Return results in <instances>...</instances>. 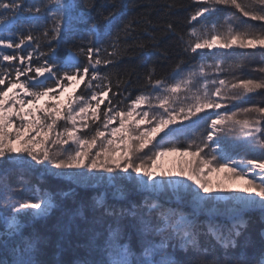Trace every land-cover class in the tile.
<instances>
[{
	"label": "snow or ice",
	"instance_id": "obj_1",
	"mask_svg": "<svg viewBox=\"0 0 264 264\" xmlns=\"http://www.w3.org/2000/svg\"><path fill=\"white\" fill-rule=\"evenodd\" d=\"M178 6L163 0L159 9L164 16ZM104 7L96 8L95 0L83 6L80 0H0V49L12 50L0 51V264H50L40 258L44 252L59 257L74 248L85 255L54 264H182L178 251L197 254L189 264H264V233L255 257L236 251L246 214L259 210L264 218V76L224 75L251 53L208 57L198 51L235 45L264 55V0H191L185 32L177 33L171 22L160 27L177 34L182 51L200 61L189 66L180 59L166 74L149 69L135 94L120 60L133 47L130 37L135 47H147L133 36L138 29L155 45L151 29L159 18H151L149 4L141 20L113 35L109 26L123 0H111L107 14ZM225 9L222 21H201ZM92 10L105 21L106 47L97 46L99 21ZM81 25L88 39L80 36ZM78 37L79 46L58 57L59 45ZM253 70L264 73V61ZM74 84L83 89L61 101ZM255 97L248 107L234 103ZM233 145L253 155L237 159ZM174 152L191 159L176 171L153 170ZM36 165L77 186L106 182L119 199H126V189L118 182H131L140 202L109 204L100 192L88 205L65 208L57 195L71 198L75 189L57 194L33 184L28 172ZM221 172L214 186L209 177ZM161 192L167 194L163 202L154 195ZM58 207L55 238L36 230L35 222ZM209 247L223 259L201 258Z\"/></svg>",
	"mask_w": 264,
	"mask_h": 264
},
{
	"label": "trees",
	"instance_id": "obj_2",
	"mask_svg": "<svg viewBox=\"0 0 264 264\" xmlns=\"http://www.w3.org/2000/svg\"><path fill=\"white\" fill-rule=\"evenodd\" d=\"M27 2V0H26ZM163 2V0H123L124 7L118 9V15L116 19H114L113 24L109 26V30L113 35L118 32L120 29L124 27L126 23L129 21H139L148 11V5L151 4L154 8L151 10V18L156 21L159 18L158 26L151 29L154 36L156 37L155 45L150 43V37L144 34L140 29L137 30L136 33H133V36H138L140 39L144 40L147 43V47L145 49H139L134 46V40L130 37L128 38V43L132 44L133 47L129 49L128 54L124 55L120 60V69L121 71H127L131 75L132 80V88L131 91L133 94L140 91L139 84L143 82L144 74L149 71L151 68H156L158 74H166L170 73L174 67V65L180 60L183 59L185 65H191L194 63H198L201 59L199 55L195 56V59L192 56L185 54L182 51V45L179 42L178 35L172 33H166L163 31L160 25L165 22H171L175 25L177 33L185 32L190 26L186 23V17L189 11V5L191 0H176V3L180 6L175 8L171 14L169 15H161V10L159 9V5ZM81 6H83L84 0H80ZM96 8H101V5H105L102 11L107 14V11L111 10V0H95ZM194 7V5H193ZM228 10H222L220 12L214 13L205 20V18H201V21L205 23H212L216 21H222L224 16L227 14ZM91 16L96 17L98 22V30L99 35L96 37V40L99 41L97 46H107L109 42V37L104 35L105 32V21L97 17L96 11H91ZM43 23V21H42ZM255 23V22H252ZM197 27H199V22L197 23ZM87 25H81L80 36H83L84 39H88V36L85 32ZM80 44L79 37L72 42L62 43L58 48V57L63 58L66 55V50L71 47L75 50ZM207 52L208 57L212 56L213 52L216 53H239L246 52L251 53V55L243 60V66L239 69H236L234 73H224V75H236L240 77H254L261 78L264 76V73H260L258 71H254L256 68L264 61V55H262V50L259 49H239L235 45L232 49H220L216 51H201ZM207 59L208 63H212V59ZM237 62L234 59L226 58L227 64H233ZM83 89V84L78 87L76 93L78 94L80 90ZM111 95V94H110ZM259 97H255L253 99H249L245 101H236L235 104L248 107L255 103H257ZM106 103V101H105ZM102 107L104 105L102 104ZM223 111V109L221 110ZM204 126L201 125L198 131H203ZM180 139H183L181 137ZM229 141L235 139V137H227ZM235 151L234 155H237V158L248 157L253 155V153L248 152L243 147H237L233 145ZM28 179L33 183H39L42 188H45L51 192L60 193L61 191H67L70 187L75 189V194L71 198H63L57 195V201L65 208L75 207L80 205L81 203L88 205L91 203L92 198L96 196L98 193L103 192L100 188L94 187H78L74 185L71 181H67L65 179L56 178L51 175H48L43 172V170L39 167H33L28 172ZM16 177L12 176V182L15 183ZM121 187L126 189V201H115L110 202L109 204H126L128 201H136L140 202V195H137V191L134 188L132 183L122 181L118 182ZM30 195L31 193H27ZM62 218V211L58 207L53 209L52 213L46 220H38L35 222V229L41 232L42 234L49 235L55 238L56 231L55 225ZM264 229V222L262 218H258L255 215H251L248 221V227L245 232V235L240 239L241 247L237 249V254L243 252L245 258H253L259 251L261 239H262V230ZM85 255V252L82 248H74L72 250L66 251L62 256H57L54 250L49 249L41 255V259L50 262V264H54L57 259H62L65 261H72L79 257ZM197 256L196 253H184L177 252V258L181 260L182 264H189L190 261L195 259ZM209 262L215 261L217 259H223L222 253L211 249L209 247V251L204 253L201 257Z\"/></svg>",
	"mask_w": 264,
	"mask_h": 264
},
{
	"label": "rangeland",
	"instance_id": "obj_3",
	"mask_svg": "<svg viewBox=\"0 0 264 264\" xmlns=\"http://www.w3.org/2000/svg\"><path fill=\"white\" fill-rule=\"evenodd\" d=\"M257 49H259V48H257ZM216 50H220V48H214L211 51H216ZM259 50H261V49H259ZM200 51H209V50L205 49V50H200ZM80 85L81 84H79V85L74 84L73 87H71L67 91H65L63 93V95L61 96V101H65L66 102V98L70 94H72L73 92H76V90L78 89V87ZM49 102H51V101H49ZM43 103L44 102L41 101V104H43ZM101 108L103 109L102 105H101ZM185 123H190V122L189 121H185ZM175 127H180V125L177 124V125H175ZM161 135H163V133ZM157 140H159V137H157ZM153 143H155V141ZM149 147H151V146H149ZM145 151H147V149H145ZM189 159H191V157H188V156H183L182 157L179 152L169 153V154H167V155H165V156L160 158V160L157 162V166L153 170L157 171V172H159V171H176L177 168H178V165L182 161H186V160H189ZM36 166L43 170V166L42 165H36ZM36 166H34V168ZM104 175H107V174H104ZM133 175H135V174H133ZM223 175H224V173H222V172L221 173H212L211 176L209 177V179L212 180L213 185L215 186L217 181L222 180ZM67 181H69V180H67ZM126 182H128V181H126ZM129 183H131V182H129ZM242 185H243V182L241 181V182H236L235 184H229L228 186L236 188V187H240ZM78 187H86V186H78ZM93 187L94 188H100L103 192H105L106 195H107V200H113V201L116 200L118 202L119 201H126V199L115 198L113 196V192L115 191V189H113L112 186L107 184L106 182L97 184V185H95ZM235 194H238V193H235ZM137 195L141 196V192L137 191ZM154 195L158 196V198H159V200L161 202H163V201H165L167 199V194L164 193V192L157 193V194H154ZM251 215H255V216H257L260 219L262 218V214L260 213L259 210H253V211H250V212H248L246 214L247 221H249ZM262 219L264 220V218H262Z\"/></svg>",
	"mask_w": 264,
	"mask_h": 264
},
{
	"label": "bare ground",
	"instance_id": "obj_4",
	"mask_svg": "<svg viewBox=\"0 0 264 264\" xmlns=\"http://www.w3.org/2000/svg\"><path fill=\"white\" fill-rule=\"evenodd\" d=\"M5 63H7V62H5ZM116 201V200H115ZM115 201H113V200H110V202H115ZM262 221L264 222V220L262 219ZM262 233H264V229L262 230Z\"/></svg>",
	"mask_w": 264,
	"mask_h": 264
}]
</instances>
